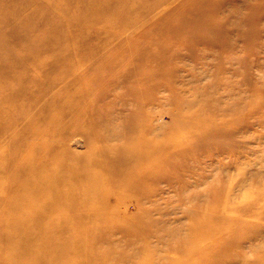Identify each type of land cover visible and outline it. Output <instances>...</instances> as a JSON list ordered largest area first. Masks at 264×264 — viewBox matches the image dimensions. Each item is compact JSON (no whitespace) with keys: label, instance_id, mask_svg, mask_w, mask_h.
I'll list each match as a JSON object with an SVG mask.
<instances>
[{"label":"rangeland","instance_id":"1","mask_svg":"<svg viewBox=\"0 0 264 264\" xmlns=\"http://www.w3.org/2000/svg\"><path fill=\"white\" fill-rule=\"evenodd\" d=\"M90 1L0 0V52L13 59L0 64V116L11 104L34 106L32 93L46 101L39 93L48 85L59 94L67 55L75 70L67 77L78 80L67 91L78 114L65 140L70 156L142 140L154 149L136 172L113 169L127 178L95 189L123 201V213L87 222L80 264H264V0H127L133 10L114 12L120 23L73 24ZM58 24L70 35L60 50V35L41 37ZM112 54L120 69L105 79L124 71L135 80L109 87L95 77ZM11 92L19 98L3 101ZM76 183L94 188L89 178Z\"/></svg>","mask_w":264,"mask_h":264},{"label":"bare ground","instance_id":"2","mask_svg":"<svg viewBox=\"0 0 264 264\" xmlns=\"http://www.w3.org/2000/svg\"><path fill=\"white\" fill-rule=\"evenodd\" d=\"M118 7L127 11L134 6L127 0L90 1L84 7V14L70 18V21L73 24L103 25L111 17L114 22L120 23V18L114 14ZM29 24L28 19L25 26ZM63 31L61 24L50 25L49 31L41 37L43 41H50L60 35L59 44L55 46L56 50H60L70 42V35ZM26 32L24 37L28 43L29 33H35V30L29 28ZM36 38L39 39L38 35ZM25 45H22L23 49ZM93 56L91 55L92 59ZM113 56L114 54L101 60L99 66L102 75L97 73L95 77L109 87L123 86L126 81L135 80L134 75L124 71L115 80L108 77L105 79V71L120 69V63ZM11 57L0 52V64L13 61ZM68 58L66 55L64 68L59 70L61 76L58 83L61 86L58 88H62L59 94L50 95L52 90L51 85H48L39 93V96L47 97L46 101L39 102L37 93H32L27 97L35 98L34 106L25 108L11 104L6 113L0 116L3 119L0 122V264H17L24 256L29 257V264H80L79 261L85 259L84 242L92 234L87 222L94 224L101 218L110 220L123 213V201L118 198L111 201L110 196H104V193L95 189L107 187L113 176V169H124V174L136 172L141 164L150 159L154 150L142 140L141 143H133L131 147L114 149L115 152L108 148L92 150L100 158L87 155V159L79 160L70 156L65 140L71 133V126L76 122L78 114L69 109L72 102L69 101L67 91L71 92L70 88L76 87L78 80L74 77L72 82L69 81L70 73L75 75V70L72 71L69 67ZM28 60L21 59L18 62L28 64ZM4 64L0 67L2 71L5 69ZM52 86L58 84L54 82ZM13 98L18 99V93L11 92L3 101L10 102ZM120 109L123 108L119 107L117 111ZM104 111L106 116L113 113L108 105ZM70 115L72 123L67 120ZM139 116L142 115L137 113L136 117ZM91 124L97 125L96 131L103 125L102 122ZM91 132L86 130L84 136L89 137ZM80 163L85 171L82 175L76 173ZM97 168L98 172L95 170ZM78 177L81 180H92L93 190L75 188L73 184H77ZM113 177L120 181L127 178L121 173L119 176L114 174ZM139 211L142 212L140 208ZM71 236L80 237L78 244L72 242ZM57 245L60 248H55ZM75 254L79 258L76 262Z\"/></svg>","mask_w":264,"mask_h":264}]
</instances>
